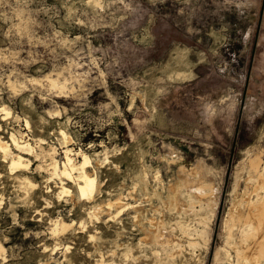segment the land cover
Masks as SVG:
<instances>
[{
    "label": "rangeland",
    "instance_id": "obj_1",
    "mask_svg": "<svg viewBox=\"0 0 264 264\" xmlns=\"http://www.w3.org/2000/svg\"><path fill=\"white\" fill-rule=\"evenodd\" d=\"M0 138V264H236L228 220L264 196V0H0Z\"/></svg>",
    "mask_w": 264,
    "mask_h": 264
},
{
    "label": "bare ground",
    "instance_id": "obj_2",
    "mask_svg": "<svg viewBox=\"0 0 264 264\" xmlns=\"http://www.w3.org/2000/svg\"><path fill=\"white\" fill-rule=\"evenodd\" d=\"M52 80V79H51ZM55 80V79H54ZM53 80V81H54ZM57 84V82H55ZM5 108V107H4ZM28 122V121H27ZM29 123V122H28ZM28 125V124H27ZM63 132V131H62ZM66 134V132H64ZM64 134V136H65ZM16 137V136H15ZM13 137L14 143L21 149H31L30 143L23 142L20 143V140ZM24 140V139H23ZM13 143V142H12ZM8 143L3 142L0 138V147L3 148L4 151L7 152V145ZM32 146V145H31ZM32 150V149H31ZM24 151V150H23ZM70 149L66 150V161L63 164V169L61 173L66 177L74 178V171L76 169H80L78 174V190L82 197L92 196L94 191L96 192L97 179L96 176L91 175L86 167L90 163V158L88 155L84 154L83 162L79 165L74 163L73 157L70 155ZM13 152V151H12ZM27 152V151H25ZM30 152V151H29ZM72 152V151H71ZM10 153V150H9ZM8 153V154H9ZM14 154V153H13ZM12 154V155H13ZM2 155V154H1ZM17 155V153H16ZM6 156V154H5ZM5 156L3 158H5ZM9 156V155H8ZM53 158V157H52ZM6 159V158H5ZM55 159V157H54ZM7 160V159H6ZM23 156L18 155L17 158H13L12 160V167L16 168L17 166L23 165ZM58 160V159H57ZM54 161V168L55 171L58 172L60 170L58 161ZM29 161V160H27ZM79 163V162H78ZM77 163V164H78ZM29 164V163H28ZM250 164L253 170V174H251V178L256 181L255 188L254 185L251 187L257 191V194H260V191L257 190L258 188L264 189V171L261 168V158L260 156H256L251 158ZM29 166V165H28ZM53 168V169H54ZM57 175H59L57 173ZM248 176V175H247ZM25 177V176H24ZM67 179V178H66ZM246 179V178H245ZM249 179V178H248ZM74 180V179H73ZM77 180V179H76ZM26 182V180H25ZM76 182V181H75ZM248 182V181H247ZM246 182V183H247ZM251 182V181H250ZM77 183V182H76ZM249 184V183H248ZM65 187V186H64ZM236 190V189H235ZM65 192H70V189L65 187ZM244 193V192H243ZM248 194V193H247ZM263 197V198H262ZM93 198V197H92ZM246 198V197H245ZM261 200V202L256 203L251 198L248 199L243 205L248 209L244 214H233L230 217V221L228 223V242L231 246L235 249V257H236V264H264V196H258L257 200ZM117 202V201H116ZM120 202V201H119ZM121 203V202H120ZM112 204V203H111ZM118 204V202H117ZM122 204V203H121ZM241 204V203H240ZM119 205V204H118ZM126 205V204H125ZM237 205V204H236ZM242 205V204H241ZM238 207V206H237ZM240 207V206H239ZM121 208V207H119ZM118 208V209H119ZM242 208V207H241ZM244 210V208H242ZM241 209V210H242ZM122 210V209H121ZM233 210V209H232ZM245 211V210H244ZM238 212V211H237ZM240 212V211H239ZM207 224V223H206ZM203 228V227H202ZM162 229V228H161ZM238 230L240 233L237 237L238 239L234 238L235 230ZM173 233V232H172ZM171 233V234H172ZM159 234V233H158ZM157 234V235H158ZM197 234V233H196ZM200 235V234H199ZM154 236V235H153ZM158 237V236H156ZM203 237V235L201 236ZM198 238V237H197ZM206 238V237H205ZM159 238H157V241ZM169 239V238H168ZM177 239V237H176ZM202 239V238H201ZM170 240V239H169ZM172 240V239H171ZM180 241V240H179ZM160 242V241H159ZM170 242V241H169ZM161 243V242H160ZM183 245V244H182ZM205 245V244H204ZM194 246V245H193ZM230 246V245H229ZM173 247V246H172ZM185 247V246H184ZM1 248V245H0ZM163 248V247H161ZM225 248V247H224ZM180 249V248H179ZM227 249V248H226ZM233 249V250H234ZM176 252V251H175ZM180 252V251H179ZM219 250L217 252V255ZM165 254V253H164ZM226 254H229V251L226 250ZM173 255V254H172ZM173 260V259H172Z\"/></svg>",
    "mask_w": 264,
    "mask_h": 264
}]
</instances>
